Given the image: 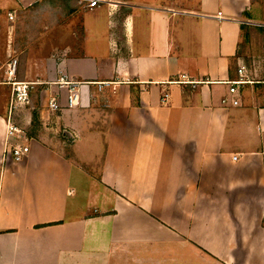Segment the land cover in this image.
<instances>
[{"label":"crops","instance_id":"crops-1","mask_svg":"<svg viewBox=\"0 0 264 264\" xmlns=\"http://www.w3.org/2000/svg\"><path fill=\"white\" fill-rule=\"evenodd\" d=\"M107 1L0 0V54L16 21L17 78L42 82L12 120L35 119L20 161L0 103V264H264V34L253 84L221 104L253 1ZM181 73L211 82L163 84ZM61 75L118 84L68 109Z\"/></svg>","mask_w":264,"mask_h":264},{"label":"built area","instance_id":"built-area-1","mask_svg":"<svg viewBox=\"0 0 264 264\" xmlns=\"http://www.w3.org/2000/svg\"><path fill=\"white\" fill-rule=\"evenodd\" d=\"M86 7L88 9L95 8L100 4L107 3V0H85ZM10 16V14H9ZM15 63L13 61L12 68H9L8 75L6 77V83L11 86V108L10 115L7 117V129L6 134L9 138L7 142V151L8 154L14 161H20L27 153L29 152V146L26 143L27 138L24 131L17 127L12 121V109L19 108L29 104L30 90L37 83L32 82H21L16 81L14 78L15 72ZM9 66V67H10ZM236 75L232 80L227 81L228 84V93L231 95L230 98L224 97L221 99L222 105H237L238 99L235 97L240 88L246 85H252L254 80L247 68V66L242 63L240 60L236 65ZM211 81L208 78H199L194 79L187 74L181 73L173 78L165 81L163 84H178L184 89L195 90L200 86L209 84ZM39 84V83H38ZM92 84L97 92L103 91L106 87L114 88L115 84H118L116 81H78L74 79H68L65 75H61L55 81L48 83V85L56 86L57 89L65 88L67 90V95L65 99V108L71 109L80 105L81 96H82V87L85 85ZM169 92L164 90L160 101L163 104H167L169 101ZM47 107L51 112L60 111L63 106L60 103V97L58 95H52L48 100ZM12 140V141H10Z\"/></svg>","mask_w":264,"mask_h":264},{"label":"rangeland","instance_id":"rangeland-1","mask_svg":"<svg viewBox=\"0 0 264 264\" xmlns=\"http://www.w3.org/2000/svg\"><path fill=\"white\" fill-rule=\"evenodd\" d=\"M253 1V9H252V14L255 18H257L258 21H256L255 24L248 26L247 29H245V33L243 34V39L241 42V46L239 48V52H238V56H239V60L244 63L245 65H250L251 63V56L253 54V52H255L258 49V45L256 44L255 46H253V42L258 40V38H260V36L263 34V31L260 29V27H264V0H252ZM47 13H49V11H47ZM35 14V13H34ZM33 16V15H32ZM27 17V15H26ZM29 18V16H28ZM30 21L33 19H29ZM35 21V20H34ZM11 25H13V31L10 34L9 37V42L11 46H14L17 48L15 49L14 52H11L10 55L7 57V53H3L2 55L0 54V103H4L6 101V104L8 105L7 107V116H9L10 114V108H11V86L9 84H7L6 81V77L8 75V71L9 68H12V64L13 61H16L15 63V72H14V78L16 81H21V82H32V83H40L41 81L38 79V77L36 78H32L30 80H19L17 78V67L18 64L20 63V56L21 54L18 53V50L22 49L23 47H25L26 42H30L33 40V36L32 34L29 35V37L25 36V35H21V29L20 28H16L17 24L16 21L15 23H10ZM248 33V35H247ZM7 32H4V34H2V36L0 35V41H1V45L5 48V46L7 45ZM245 37L248 38V40L245 39ZM3 39V40H2ZM248 41V43L244 44V42ZM244 44V45H243ZM5 54V55H4ZM23 54H25L23 52ZM22 54V55H23ZM11 65V66H10ZM10 66V67H9ZM19 70V68H18ZM23 71V70H22ZM42 83V82H41ZM35 84L36 86H39ZM35 85L33 86V88L30 90V98H29V104L25 105V106H21L19 108H15L12 109V120L13 117H17V114L20 112V109H28V112L32 111H36V104H37V97H35V93L32 94V91L37 89L35 87ZM37 92V91H36ZM24 114H22V116H20L21 120L18 121V123H15V125L19 128H21L25 135L28 134L29 131H31L32 126H30V124H25V120H24ZM17 119H19L17 117ZM41 122V121H40ZM39 123V122H37ZM37 125V124H36ZM42 126V125H41Z\"/></svg>","mask_w":264,"mask_h":264},{"label":"trees","instance_id":"trees-1","mask_svg":"<svg viewBox=\"0 0 264 264\" xmlns=\"http://www.w3.org/2000/svg\"><path fill=\"white\" fill-rule=\"evenodd\" d=\"M243 29H245V26H244V25H243ZM260 29L263 31V34H264V27H263V28L260 27ZM34 114H35V113H33V119L36 117ZM34 120H35V119H34ZM34 120L32 121L33 123H31V124H32V128H33V126H35V122H34ZM33 131H34V129H32L31 131H29V132H28V135L31 136L32 133H33Z\"/></svg>","mask_w":264,"mask_h":264}]
</instances>
